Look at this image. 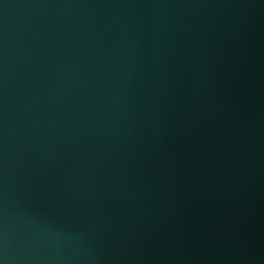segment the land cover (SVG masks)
Masks as SVG:
<instances>
[{"label":"water","instance_id":"1","mask_svg":"<svg viewBox=\"0 0 264 264\" xmlns=\"http://www.w3.org/2000/svg\"><path fill=\"white\" fill-rule=\"evenodd\" d=\"M0 264H264V0H0Z\"/></svg>","mask_w":264,"mask_h":264}]
</instances>
